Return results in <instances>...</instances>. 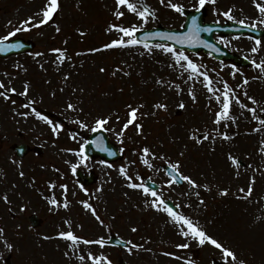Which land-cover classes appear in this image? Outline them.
Returning a JSON list of instances; mask_svg holds the SVG:
<instances>
[{
  "label": "rangeland",
  "instance_id": "1",
  "mask_svg": "<svg viewBox=\"0 0 264 264\" xmlns=\"http://www.w3.org/2000/svg\"><path fill=\"white\" fill-rule=\"evenodd\" d=\"M143 2L155 12L156 18H150L147 24L141 25V21L126 7L118 9L116 0H60L58 13L46 25L16 33L34 39L37 51L0 60V81L5 85L3 89L7 92L8 89H16L15 92H6L7 100L0 96V228L4 229L3 238L13 245L8 249L0 240V264H5V257L9 253L18 261L16 264L27 261V264H93L88 253L94 257L109 255L117 262L119 258H124L131 264H188V261L210 264L214 258L224 260L219 249L209 243L200 246L196 239L190 237L173 235V242L160 241L165 240L171 225L180 228L182 225L173 223L166 213L149 206L153 197L129 188L128 181L119 171L121 166L127 169L128 175L133 178L132 182L145 183L146 178H151L160 183L162 188L159 194L162 197L172 199L183 210L182 214L198 222L208 235L235 251L246 264H264V125L235 102L231 106L235 122L222 121L215 125V113L220 111L221 105L211 98L212 94L199 82L203 78L193 77L189 80V73L175 65L172 56L160 49L153 47L155 49L149 52L134 45L119 47L110 53L109 49L112 48L103 47L121 36L120 32L109 30L113 24H135L140 29L158 25L181 28L185 18L182 13L167 7V0L163 5L160 0ZM173 2L190 9L199 8L198 0ZM258 2L264 3V0ZM44 5L45 0H0V37L20 27L30 16L40 19L37 13ZM205 7L206 21L225 22L229 19L222 13L231 9L234 17L231 20H243L245 24H255L256 28L264 29V25L258 22L261 14L253 0H216L215 4L209 2ZM118 10L124 12L120 19L115 15ZM57 26L60 31L56 30ZM77 32L90 35L89 39H93L94 43L84 47L77 45L75 36L80 37ZM67 37L71 38L69 43L73 53L76 49L88 46L90 53L98 46L105 51L80 58L79 65L68 58L61 62L52 53L53 48L49 47V43L52 40L55 46H61L57 41L63 42L62 38L68 40ZM221 37L222 43L232 50L257 63L264 61V37L260 39L261 44L256 52L252 51L257 47L252 38ZM221 37L218 38L220 42ZM59 49L64 50L61 47ZM252 67L251 72H245V69L231 65L221 66L235 95L248 108H256V115L264 119V112L261 111L264 109V72L254 65ZM125 73L131 76L128 96L123 93L121 84L113 82V79L120 81ZM245 79L247 84H244ZM25 84L28 85L26 96L21 95ZM213 86L218 89L215 83ZM189 89L194 93L195 100L189 94ZM55 91L59 96L56 100L52 99ZM222 93L219 89L217 95L222 96ZM245 93L254 97L256 103L248 100ZM12 94H18L21 98ZM125 97L127 102L132 105L136 103L143 110L144 118L150 121L158 118L160 130L153 133L151 145L143 147L141 143L151 136L147 137L149 128L138 131L134 125L128 133L124 131L123 136H119L122 128L116 123L117 120L110 123L111 139L124 152V158L112 164H106L100 158L92 161L83 158L81 162V155L76 153L83 146L90 129L82 128L70 120V130L73 129L68 136L71 141L60 147L59 141H54L47 133L53 125H59L58 121L54 119L53 125H49L38 119L31 108L23 105L31 103L42 115V109H51L58 113L55 116L66 119L75 114V117L83 116L79 121L89 126L96 118L123 112L125 108L122 100ZM68 103L73 104L74 109H68ZM180 103L184 104L183 108L178 107ZM157 104L167 107L160 109L155 107ZM69 110H72L70 116L67 115ZM256 128L260 130L254 131ZM19 132L23 133V138L19 137ZM200 133L208 136V139L195 144L193 136ZM224 133L230 139H224ZM23 141L41 145L43 155L38 157L31 152L23 159L17 158L11 146ZM166 144H176L186 154H171L164 147ZM187 146H192V149L188 151L185 148ZM143 148L150 149L153 154L147 157L151 167L142 163ZM193 148L202 150L204 154L199 151V156H204L197 159ZM229 154L240 163H233ZM176 157L182 160L179 163L181 174L190 176L198 185H207L208 188H192L186 181L181 187L174 184L162 166L171 163V158ZM72 164L78 165L77 170L94 173L96 183L82 189L71 170ZM253 178L252 195L244 199L242 197L247 196V191L242 193L239 190H247ZM50 183L56 186L50 187ZM60 185H67L66 193ZM224 189H227V195L220 194ZM5 195L8 202L3 199ZM53 196L61 206L48 203ZM65 196L68 198V208L62 206ZM88 196L93 199L96 215L103 223L81 203H90ZM31 213H36L44 220L43 226L35 231L31 230L28 220ZM66 219L71 224L70 229L89 240L106 239L110 234H117L142 247L134 248L132 252H109L99 246L78 243L74 249L64 247L62 250L61 245L53 246L47 240L51 236L59 237V232L66 231ZM150 223L160 230L159 234L153 235L157 237L156 240L151 238L153 236L149 231L147 233L143 229L144 226L149 227ZM133 228L137 231L133 232ZM183 244L188 247H177ZM81 256H84L83 260Z\"/></svg>",
  "mask_w": 264,
  "mask_h": 264
},
{
  "label": "snow or ice",
  "instance_id": "2",
  "mask_svg": "<svg viewBox=\"0 0 264 264\" xmlns=\"http://www.w3.org/2000/svg\"><path fill=\"white\" fill-rule=\"evenodd\" d=\"M166 0H160V3L163 5L165 4ZM216 3V0H198V7L203 8L207 3ZM255 7L259 10V13L261 14V18L259 19V24L264 25V3L258 2V0H253ZM117 8L126 7L127 10L131 13H133L140 21L141 25L147 24L149 19H155L156 14L153 10H151L150 6L145 4L143 0H116ZM167 7L171 8L177 13H183L184 12V6L179 3H174L173 0H167ZM60 8V0H45L44 7L40 10L37 15L41 17L40 19H35L34 17L30 16L27 20L23 21L21 23L20 27H16L14 30L9 31L7 35L0 37V51H4L7 48H18L21 47L19 43H6L10 40V38L14 37L17 32L19 31H28L31 30V28H39L43 25H46L50 20H52L53 16L58 13ZM115 15L117 19H120L124 16L123 11H116ZM223 16L227 17L229 20L234 19L231 9L228 11H225L222 13ZM241 25H245V21L241 20L239 21ZM247 26V25H246ZM251 27L255 28L256 25L252 24ZM183 27V26H182ZM57 31H60L59 26L56 28ZM109 30H116L121 33V36L118 39L112 40L110 43H106L103 47L105 49L113 48V47H129L134 45L143 44V47L147 49L149 52L152 51V48L150 47L149 43H146L150 37H161L165 38L168 41H175V44L177 45H188V46H194L197 44H202L207 48H215V45L212 43H209L207 40H203L200 38V33L203 32H212L211 27H201L197 23V18L195 16L192 17L191 20V27L188 29L186 33H177V32H145L143 38H136V33L140 31V28L137 27V25L133 24L131 26H123V25H110ZM127 37V39L125 38ZM221 42H223V37L220 38ZM257 47H254L252 49L253 52H256L259 50V46L261 44L260 40L255 41ZM156 49L162 50L166 54H170L174 60L175 65H179L181 68H183L186 72L189 73L188 79L191 80L193 77L199 78L203 77V80H200L199 82L202 83L207 91L212 94L211 98H214L218 103H220V111L215 113V119L213 120V123L215 125L221 124L222 121H232L235 122L236 118L231 115V106L233 102L235 104L239 105L241 108H246L249 112L252 113V118L255 120H258L261 125H264V119H261L258 115H256V108H248L246 104H243L238 96L235 95V92L231 88L230 85H228L227 82H224L223 84V93L221 95H217V92L219 89L214 88V82L209 77L207 72L201 71V66L197 65L192 59L189 58V56L185 53L183 48H180L177 50V47L173 44H167V43H156L154 45ZM53 52L58 53L57 59L61 62L65 58L70 59V57H66V50L61 49H52ZM93 51H98L97 49H93ZM36 55H41V53H37ZM143 55V53H141ZM185 62V63H182ZM253 65L259 69L261 72H264V61H261L257 63L256 61H253ZM235 67V66H233ZM101 71H104V69H101ZM159 83V81H158ZM247 79L244 80V84H247ZM5 87L3 81H0V89H3ZM179 87L178 85L176 86ZM8 91L15 92V88L8 89ZM189 94L192 96L193 100H195V95L192 92L191 89H189ZM21 95H28V85L25 84L24 92L21 93ZM0 96H3L4 99H8V95L6 92H0ZM245 96H247V99L252 101L253 104L256 103V100L252 96H248L247 93H245ZM24 107L31 108L32 113L40 120L46 122L49 125H53V121L50 120L46 115H42L39 111H37L34 107H32L31 103L28 105H24ZM68 109H74V105L71 103H68L67 105ZM155 107L160 109H166L165 104H157ZM179 108H183L184 104L180 103L178 105ZM128 118L126 119V122L123 124V127L118 133L119 136H123L124 131L129 128L130 125L135 124V127L137 130H141L142 126L138 123V108H133L131 105L128 106ZM262 112H264V109H261ZM21 115H28V113H21ZM111 119V117H101L100 119H97L95 121V127H92L91 131H96L99 128H103ZM117 119H119V116H117ZM76 123L80 124L82 128H88L89 126L86 123H83L79 120L75 121ZM61 125H53L52 131L53 133H57L59 129L61 128ZM259 128L254 129V131H259ZM224 139H230V137L227 135V133L223 134ZM198 142H203V140L208 139V136H203L196 138ZM93 143H98L97 141H94ZM264 143V141H262ZM107 151V149H105ZM67 151H72L71 149H68ZM264 151V149H262ZM84 152V148L81 147L79 152H77V155H81V162H83V156L82 153ZM114 153L109 151V155H113ZM149 155H153L150 152V149L143 148L142 149V163L148 165L151 167V164L149 163V160L147 157ZM229 159L233 161V163L239 164L240 161L237 160V158L231 156L229 154ZM103 163V162H102ZM77 164L71 165V170L75 172L77 170ZM111 166V165H109ZM174 172L178 174V179L186 181L192 188L197 187H203L205 189L208 188L207 185H198L195 180H193L190 176L179 174V164H173L172 165ZM121 175L125 176L126 180L128 181L127 186L131 189L139 190L143 193L145 196H151L153 199L151 200V203L149 206L153 207L156 211H163L167 214V216L170 218V220L173 223L182 225L180 229V234L186 238L190 237L192 239H196L200 246H203L205 243H209L213 245L216 249H219L222 253V258L226 261V264H246L245 260H242L238 257L237 253L233 251L229 247H225L221 242H219L217 239H215L213 236L208 235L198 224V222L193 221L191 218L185 216L184 214L180 213L178 211L179 206H169L166 199H164L156 190L151 189L150 187L146 186L144 183H136L132 182V177L128 175L127 169L123 166L119 169ZM239 175V173H237ZM20 175H23V172L20 173ZM175 181H173L174 183ZM252 184H254V178L250 181L249 187L247 190L241 188L240 192L247 191V196L242 197L244 199H247L252 195ZM55 184L50 183V187H55ZM61 189L67 192V185H60ZM82 189H84L83 185H80ZM86 190V189H85ZM221 195H227V189H224L220 192ZM197 196H199V193H196ZM5 202H8V197L5 195L3 197ZM48 203L51 205L61 206L58 204L57 199L55 196H53L51 199L48 200ZM83 206L90 210L94 216H96V219L103 223V221L100 219L98 215H96V210L93 208V205L88 203L87 201H81ZM147 203V201H146ZM203 203V201H201ZM64 208L69 207V202L67 201V198L65 196L64 202L62 204ZM24 210V209H22ZM69 225V228L71 227L70 222L65 221ZM133 232L137 231V229L133 228ZM4 229L0 228V240H3L4 244L8 249H11L13 245L9 244L6 239L3 238ZM58 236L68 240L71 242L72 245H76L77 243H84V244H97L100 246H104L108 243L107 240L104 238H100L97 240H88L81 236L76 235L72 231H61L58 233ZM45 239H48V237H44ZM131 247H129L127 250L129 252H132L134 248H140L142 245L134 244L131 241L128 242ZM177 247L187 248V244L183 245H177ZM89 259L92 260L93 264H101V261H106L107 264H112L111 260L108 259L106 256L101 257H94L92 253H88ZM81 260L84 259V256L80 257ZM188 264H195L194 261H188Z\"/></svg>",
  "mask_w": 264,
  "mask_h": 264
},
{
  "label": "water",
  "instance_id": "3",
  "mask_svg": "<svg viewBox=\"0 0 264 264\" xmlns=\"http://www.w3.org/2000/svg\"><path fill=\"white\" fill-rule=\"evenodd\" d=\"M193 16H195L197 18V23L201 26V22H202L201 14L200 13H197V14L192 13V15L189 17L188 22L186 23L185 29L183 31L167 30V29H164V28L160 27L158 29H155V30H152V31H145V32H157V31H159V32H177V33L183 34V33H186L188 31V29L191 27V20H192ZM201 27H203V26H201ZM211 28H212V32H214V30L220 29L218 27H213V26ZM234 31H236L237 33H241V32L246 31V30L236 28V29H234ZM145 32L139 33L138 38H143ZM212 32L209 33V32H203L202 31L201 34H204V37L203 38L200 37V38L203 39V40H207L209 43L213 44ZM148 40H150V41H154V40L168 41L165 38H161V37H150ZM168 42H171L173 45L180 46V47H188V48H192V49L193 48H197V49L204 48L206 51L212 52L213 55H215L217 57H225L226 56L225 52L219 53L221 49H220V47L218 45L215 48H207V47H205L202 44H197V45H194V46H188V45H177V44H175V41H168ZM10 43H19L21 45V47H18V48H7L4 51H0V52L1 53H12L13 51L14 52H19V51L22 50V48H24V50H27V49L29 50V49L32 48L31 45H29V44L26 45V44H24L23 42H21L19 40L18 41H13V42H10ZM93 138H96L95 141H99L98 142L99 146H97L95 148L94 147V143L92 145L87 146V152L88 153H90V154L92 153L94 155L98 154V153H100L102 155H108V156H113L114 155V154L113 155H109V151L113 153V151H116V149H115V147H113L112 144H109L108 139H107L105 134H97V135L93 136ZM105 149H107V151ZM21 150H23V149H21ZM167 171L174 177V179H176L179 182L181 181V180L178 179V174L175 173L173 169L167 168ZM34 224H35V222H34ZM110 242H113L114 244H118V245L124 244L123 242L119 241L116 238L111 239Z\"/></svg>",
  "mask_w": 264,
  "mask_h": 264
}]
</instances>
